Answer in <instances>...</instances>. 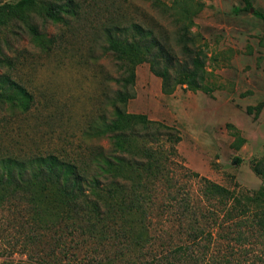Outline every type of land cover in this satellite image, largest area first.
<instances>
[{
	"label": "trees",
	"instance_id": "1",
	"mask_svg": "<svg viewBox=\"0 0 264 264\" xmlns=\"http://www.w3.org/2000/svg\"><path fill=\"white\" fill-rule=\"evenodd\" d=\"M146 1L176 23L175 43L152 27L135 22L123 27L116 25L115 32L108 34L106 50L114 56L122 75L115 79L119 89L110 99L111 118L92 130L96 137L108 138L109 150L97 144L81 155H61L41 151L39 147L14 149L6 145V137L14 139L7 130L8 121L29 113L36 97L15 74V64L1 53L0 214L5 213L7 225L26 240L24 246L52 237L50 251L42 255L44 261L39 264L87 263L89 242L100 248L94 249L93 264H114L116 259L133 264H264V190L237 195L189 171L188 176L202 181L203 196L218 200L226 212L222 223H211L221 230L217 253L210 249V244L194 249L201 238L209 237L212 241V233L197 223L198 209L181 195L172 175L176 145L181 141L179 132L164 122L127 109L136 98L137 69L144 63H150L152 72L162 79L166 95L184 85L192 91H209L208 56L192 31L202 7L195 0H173L170 5L166 0ZM241 1L246 10L252 8L251 0ZM78 9L77 0H18L0 4V29L21 24L39 46L49 50L52 42L39 31L36 19L60 23L67 15L77 16ZM255 15L264 21L263 14L255 11ZM252 170L264 184V156L252 162ZM161 193L169 202L166 211L173 209L175 221L181 226L189 225V244L168 245L161 238L159 247L165 248L168 255L157 261L140 260V256L145 257L152 250L153 216L158 211L166 212L167 203H156ZM75 237L77 247L72 244ZM113 241L121 245L114 259L104 251ZM53 245L60 251L58 254ZM2 264L37 263L6 259Z\"/></svg>",
	"mask_w": 264,
	"mask_h": 264
},
{
	"label": "rangeland",
	"instance_id": "2",
	"mask_svg": "<svg viewBox=\"0 0 264 264\" xmlns=\"http://www.w3.org/2000/svg\"><path fill=\"white\" fill-rule=\"evenodd\" d=\"M17 1L0 0V4ZM172 1L166 0L169 5ZM77 2V16L67 15L64 22L36 19L39 31L52 42L49 50L39 46L21 24L0 29V57L3 52L15 64V74L36 97L29 113L8 121L7 130L14 139L6 137L5 144L14 149L33 146L44 152L81 155L100 144L109 150L108 138L96 137L92 130L111 118L110 99L119 89L115 79L122 75L114 56L106 50L108 34L115 32L116 25L123 27L135 22L152 27L175 43L176 23L152 2ZM251 2L252 8L246 10L241 0H195L202 8L192 31L208 56L209 91H192L184 85L166 95L162 79L152 72L150 63H144L137 69L136 98L127 106L130 113L145 114L178 130L181 141L176 145L172 175L181 195L198 209L197 223L212 233V241L209 237L201 238L194 249L210 244L214 253L220 229L211 223H222L226 212L218 200L203 196L202 181L188 176L189 171L237 195L264 190L261 178L252 170V162L264 156V21L255 15V11L264 15V0ZM162 193L156 203H167L166 211L169 202ZM6 218L5 213L0 214V264L6 259L42 263V255L53 244L52 237L24 246L26 240L7 225ZM175 219L173 209L155 213L150 224L152 250L145 257L140 256V260L157 261L168 255L165 248L159 247L161 238L173 246L188 243L189 225L181 226ZM77 241L75 237L74 247ZM52 247L57 254L60 252ZM120 247L113 241L104 251L114 259ZM87 249L89 258L84 264H93L92 256L100 248L89 242ZM73 252L78 253L76 249ZM123 263L133 264L114 260V264Z\"/></svg>",
	"mask_w": 264,
	"mask_h": 264
}]
</instances>
